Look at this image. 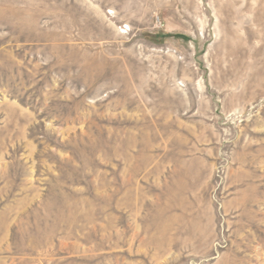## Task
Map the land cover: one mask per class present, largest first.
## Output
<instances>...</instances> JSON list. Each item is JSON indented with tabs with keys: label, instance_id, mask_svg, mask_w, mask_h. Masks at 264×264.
Here are the masks:
<instances>
[{
	"label": "rangeland",
	"instance_id": "obj_1",
	"mask_svg": "<svg viewBox=\"0 0 264 264\" xmlns=\"http://www.w3.org/2000/svg\"><path fill=\"white\" fill-rule=\"evenodd\" d=\"M0 264H264V0H0Z\"/></svg>",
	"mask_w": 264,
	"mask_h": 264
}]
</instances>
